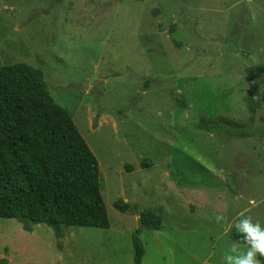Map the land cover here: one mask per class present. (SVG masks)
Returning <instances> with one entry per match:
<instances>
[{
	"label": "rangeland",
	"instance_id": "rangeland-1",
	"mask_svg": "<svg viewBox=\"0 0 264 264\" xmlns=\"http://www.w3.org/2000/svg\"><path fill=\"white\" fill-rule=\"evenodd\" d=\"M16 62L98 157L111 225L0 218V264H133L139 216L119 198L163 218L142 264L247 250L229 231L264 225V0H0V65Z\"/></svg>",
	"mask_w": 264,
	"mask_h": 264
},
{
	"label": "trees",
	"instance_id": "trees-1",
	"mask_svg": "<svg viewBox=\"0 0 264 264\" xmlns=\"http://www.w3.org/2000/svg\"><path fill=\"white\" fill-rule=\"evenodd\" d=\"M114 207L139 216L133 264H142L140 235L144 228L163 229V218L123 198ZM0 218L16 219L28 231L46 224L58 235L60 226L111 225L98 157L73 115L51 95L45 72L26 62L0 65ZM229 236L248 246L235 225Z\"/></svg>",
	"mask_w": 264,
	"mask_h": 264
},
{
	"label": "clouds",
	"instance_id": "clouds-1",
	"mask_svg": "<svg viewBox=\"0 0 264 264\" xmlns=\"http://www.w3.org/2000/svg\"><path fill=\"white\" fill-rule=\"evenodd\" d=\"M235 228L249 247L241 251L233 246L224 256L225 264H261L258 257H264V225L247 216L239 219Z\"/></svg>",
	"mask_w": 264,
	"mask_h": 264
},
{
	"label": "crops",
	"instance_id": "crops-1",
	"mask_svg": "<svg viewBox=\"0 0 264 264\" xmlns=\"http://www.w3.org/2000/svg\"><path fill=\"white\" fill-rule=\"evenodd\" d=\"M138 220H136V221H134L135 222V224H136V222H137ZM135 227H136V225H135Z\"/></svg>",
	"mask_w": 264,
	"mask_h": 264
}]
</instances>
